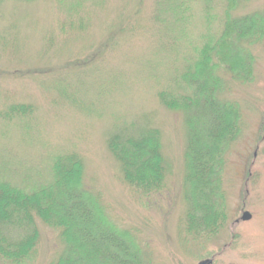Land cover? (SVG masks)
Instances as JSON below:
<instances>
[{"label":"rangeland","instance_id":"rangeland-1","mask_svg":"<svg viewBox=\"0 0 264 264\" xmlns=\"http://www.w3.org/2000/svg\"><path fill=\"white\" fill-rule=\"evenodd\" d=\"M189 3L190 18L179 0L0 3V112L12 104L34 109L30 120H0V182L30 191L47 182L54 157L74 153L83 188L133 241L142 264H264V38L242 46L249 82L233 81L223 69L201 79L212 84L214 101L240 109L242 121L221 172L223 226L209 239L185 232L186 116L163 106L158 93L193 97L186 81L199 68L204 42L212 32L220 36L229 0ZM232 6V18L264 13V0ZM198 119L209 127L206 116ZM124 127L159 131L166 168L160 193L143 198L123 182L106 141ZM245 211L251 219L242 222ZM36 223L40 239L26 264H50L62 243L56 230Z\"/></svg>","mask_w":264,"mask_h":264},{"label":"trees","instance_id":"trees-1","mask_svg":"<svg viewBox=\"0 0 264 264\" xmlns=\"http://www.w3.org/2000/svg\"><path fill=\"white\" fill-rule=\"evenodd\" d=\"M5 1L9 0L0 3ZM55 1L60 7L64 4V0ZM179 1L187 5L188 14L191 0ZM232 1L229 0L220 36L214 39L212 32L214 38L204 42L196 62L199 68L193 79L186 81L193 87V97L175 98L170 93H158L163 106L186 116L184 221L185 232L195 240L215 236L225 222L221 172L227 162L225 155L240 134L242 121L240 109L231 102L214 101L212 84L201 79L209 71L212 77V71L223 69L233 81L249 82L252 65L249 55L248 62L242 60L241 52L247 49L242 46H251L264 38V13L232 18ZM200 95L205 101H199L204 100ZM3 110L2 122L30 120L34 115L31 105L12 104ZM195 115L206 116L209 127L202 128L198 118H190ZM106 148L118 164L123 182L134 193L146 198L164 188L166 168L158 130L121 128L108 137ZM50 174L46 183L33 186L30 191L0 182L1 262L26 264L30 260L40 239L36 223L40 221L58 232L63 246L50 264H142L133 241L111 226L98 199L83 188L82 163L76 154L54 157ZM246 180H250L249 176Z\"/></svg>","mask_w":264,"mask_h":264},{"label":"water","instance_id":"water-1","mask_svg":"<svg viewBox=\"0 0 264 264\" xmlns=\"http://www.w3.org/2000/svg\"><path fill=\"white\" fill-rule=\"evenodd\" d=\"M251 219V214L248 212H243L241 217H240V221L242 222H247ZM198 264H212V261L207 259V260H203L201 262H199Z\"/></svg>","mask_w":264,"mask_h":264}]
</instances>
